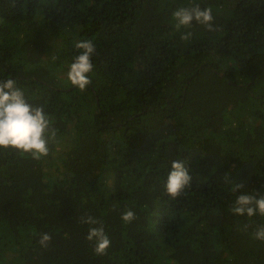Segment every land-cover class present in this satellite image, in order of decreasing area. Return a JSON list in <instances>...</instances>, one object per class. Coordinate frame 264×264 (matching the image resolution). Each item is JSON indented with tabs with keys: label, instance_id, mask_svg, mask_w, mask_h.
I'll use <instances>...</instances> for the list:
<instances>
[{
	"label": "trees",
	"instance_id": "obj_1",
	"mask_svg": "<svg viewBox=\"0 0 264 264\" xmlns=\"http://www.w3.org/2000/svg\"><path fill=\"white\" fill-rule=\"evenodd\" d=\"M193 5L214 31L176 27ZM83 40L96 52L80 90L67 73ZM3 79L56 136L39 159L0 148V264H264V216L231 211L264 196V0H0ZM174 160L192 177L175 199Z\"/></svg>",
	"mask_w": 264,
	"mask_h": 264
},
{
	"label": "clouds",
	"instance_id": "obj_2",
	"mask_svg": "<svg viewBox=\"0 0 264 264\" xmlns=\"http://www.w3.org/2000/svg\"><path fill=\"white\" fill-rule=\"evenodd\" d=\"M176 27H190L193 21L205 25L208 31H214L212 8L201 9L199 5L180 7L173 13ZM190 32H186L182 39L188 40ZM80 50L73 58L67 73L68 80L80 90H84L90 83L89 74L93 70L92 57L96 48L91 40H83L75 44ZM56 136V130L51 126L49 116L43 106H33L28 103L24 91L17 86L14 79L0 80V148L13 149L22 153H29L34 159H39L49 154V139ZM227 179V177H226ZM192 180L189 170L180 160L171 163V171L167 176L165 185L166 194L175 199L190 186ZM244 188L241 183L232 187L233 192H240ZM237 216L254 215L264 216V196L257 198L256 193L240 192L231 208ZM135 213L125 210L121 219L125 223H131L135 219ZM82 223L99 225L90 227L86 239L94 242L93 251L97 255L106 254L111 241L104 231L102 221L93 216L82 219ZM39 244L47 247L51 242V235L47 232L39 234ZM254 238L264 241V227H260L254 233Z\"/></svg>",
	"mask_w": 264,
	"mask_h": 264
}]
</instances>
